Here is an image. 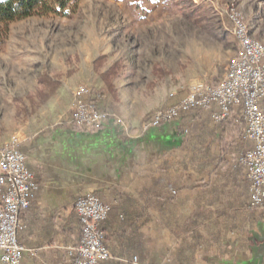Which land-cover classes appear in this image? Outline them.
<instances>
[{
  "label": "rangeland",
  "instance_id": "1",
  "mask_svg": "<svg viewBox=\"0 0 264 264\" xmlns=\"http://www.w3.org/2000/svg\"><path fill=\"white\" fill-rule=\"evenodd\" d=\"M235 17L264 47V0H80L69 17L37 14L12 22L0 44V150L71 124L102 128L107 122L89 127L75 121L80 101L111 116L125 135L141 116L150 128L171 90L187 93L195 82L217 86L225 79L240 51ZM210 123L218 138L207 148L229 163L220 173H243L247 185L241 161L251 147L246 127ZM183 129L197 151L202 129ZM228 216L221 213V220ZM75 247L68 248L70 261ZM27 253L37 256L39 249Z\"/></svg>",
  "mask_w": 264,
  "mask_h": 264
},
{
  "label": "crops",
  "instance_id": "2",
  "mask_svg": "<svg viewBox=\"0 0 264 264\" xmlns=\"http://www.w3.org/2000/svg\"><path fill=\"white\" fill-rule=\"evenodd\" d=\"M185 94L171 90L164 105ZM214 111H193L148 129L141 116L128 135L108 121L95 131L58 128L22 141L40 185L21 214L26 229L19 235L22 245L39 253L25 254L22 264L71 263L68 248L82 236L75 202L88 193L112 206L102 226L114 257L105 264H264V210L250 209L243 173H220L217 161L199 156L197 164L207 163L208 172L189 174L194 141H186L183 128L198 125L203 134L195 144L207 148L218 138L210 123ZM194 210L213 214L207 221L197 216V227L217 235L189 246L177 230L191 223ZM221 213L230 216L222 221Z\"/></svg>",
  "mask_w": 264,
  "mask_h": 264
},
{
  "label": "built area",
  "instance_id": "3",
  "mask_svg": "<svg viewBox=\"0 0 264 264\" xmlns=\"http://www.w3.org/2000/svg\"><path fill=\"white\" fill-rule=\"evenodd\" d=\"M233 33L240 37V52L228 79L217 86L193 83L177 104L157 110L148 126L160 127L190 111L212 109H215L212 119L219 123L233 111H239L246 123L244 138L251 144L241 158L250 183V204L264 209V50L258 44L244 43L242 25H233ZM74 119L80 125L91 127L108 122L111 116L80 101ZM38 190L39 184L20 147L13 145L0 150V258L3 264H22L27 248L19 239L24 230L21 214L30 208ZM75 209L82 225V238L75 252H71L74 255L71 264L110 261L113 255L104 243L102 224L111 206L89 193L76 200ZM134 261L137 262L136 257Z\"/></svg>",
  "mask_w": 264,
  "mask_h": 264
},
{
  "label": "trees",
  "instance_id": "4",
  "mask_svg": "<svg viewBox=\"0 0 264 264\" xmlns=\"http://www.w3.org/2000/svg\"><path fill=\"white\" fill-rule=\"evenodd\" d=\"M79 1L80 0H0V44H2L5 41L9 33V25L12 22L17 20H22L37 14L45 15V14L53 13V14L69 17L76 11ZM191 112L193 111L188 112V114L189 113L191 114ZM218 125L220 128H224V129L232 125H234L235 127L237 126L240 129H244L246 127L245 122L238 117L236 111H233L226 119L219 122ZM70 128L75 131H95L98 129V128L82 127L74 124H71ZM223 145H226L225 137L221 138V146ZM187 156L189 157L188 169L189 171L193 169L191 173H193V171L195 173L196 172L204 173V171L208 172L206 165L207 163L197 164L196 161L199 156L204 158L208 157L211 158V160L217 161L218 166L225 164L224 165L225 167L223 169H226L227 166H229V163L225 161L224 156H220V155L218 157H216V155L213 156L209 148L200 147L199 150L197 149V151L195 152L190 150V155L187 154ZM163 171H165V169H162V172ZM201 182H203L204 185L207 184V182H204V179L201 180ZM194 183L196 184V181ZM189 187L191 189L195 188V186L194 187L189 186ZM247 188L250 192V183L247 184ZM250 206L251 205L249 201V207ZM212 215H213L212 213H208V212L198 214L196 210H194L189 215L188 218V220L191 223H189L186 228H183L182 230H177L180 231V234H183L185 237H187L190 244L189 246H196L198 243H201L202 240L211 241L213 239V236L217 235L216 233L213 235V232H211L207 228L206 231L202 233L197 227L198 226L197 216L199 217L204 216V219L207 221L212 217ZM79 223L81 224L80 219H79ZM81 230H82V225H81ZM219 232H221V229H219ZM208 238H212V239H208ZM78 243L76 245H78ZM104 243H105V238H104ZM183 246L184 245L182 244V247Z\"/></svg>",
  "mask_w": 264,
  "mask_h": 264
},
{
  "label": "bare ground",
  "instance_id": "5",
  "mask_svg": "<svg viewBox=\"0 0 264 264\" xmlns=\"http://www.w3.org/2000/svg\"><path fill=\"white\" fill-rule=\"evenodd\" d=\"M233 23H234V25H239V24H240V25L243 26L242 40H244V43H246V45H256V44H258L259 49H260V50H264V47H263L259 42L255 41V40L251 37L247 25L243 22V20H242L241 18L235 17V18L233 19ZM235 35H236V38L238 39L239 44H240V37H238V34H236V33H235ZM239 50H240V49H239ZM239 52H240V51H239ZM237 60H238V56L236 57V59L234 60L233 63L237 62ZM233 63H231V64H233ZM231 70H232V65H231L230 68L228 69L227 75H226L225 79H224L222 82H224V81H226V80L228 79V77L231 75ZM222 82H221V83H222Z\"/></svg>",
  "mask_w": 264,
  "mask_h": 264
}]
</instances>
